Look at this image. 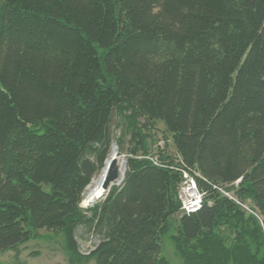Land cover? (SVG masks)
Instances as JSON below:
<instances>
[{"label": "trees", "instance_id": "16d2710c", "mask_svg": "<svg viewBox=\"0 0 264 264\" xmlns=\"http://www.w3.org/2000/svg\"><path fill=\"white\" fill-rule=\"evenodd\" d=\"M114 116L124 181L83 208ZM78 226L96 264H169L164 235L184 264H264V0H0V252L45 230L77 259Z\"/></svg>", "mask_w": 264, "mask_h": 264}, {"label": "rangeland", "instance_id": "374dc122", "mask_svg": "<svg viewBox=\"0 0 264 264\" xmlns=\"http://www.w3.org/2000/svg\"><path fill=\"white\" fill-rule=\"evenodd\" d=\"M117 120V116H114L112 125L113 142L110 147L114 144L118 149V157L121 160H126L128 136L124 138V141L120 146L116 145L115 140L119 137L121 132L120 127H117ZM158 129L159 139H162L160 133L162 129L161 124H158ZM99 171L92 178V181L97 177ZM103 197L104 192L96 201L85 206L81 205L83 201L82 199L80 206L88 208L97 201L102 200ZM74 235L78 251L80 253L79 255L82 254V248L88 249L90 247H94L100 240L96 234L83 226H78L75 229ZM161 254L168 260L169 264H184L180 257L176 254L174 244L168 235H164L161 238ZM73 258H75V256L73 257L67 249L63 233H53L45 230H39V234L36 237L31 238L29 241L18 246L16 249L0 252V264H96L94 258L88 256V254H83L81 257H77V259Z\"/></svg>", "mask_w": 264, "mask_h": 264}, {"label": "built area", "instance_id": "2783aa9c", "mask_svg": "<svg viewBox=\"0 0 264 264\" xmlns=\"http://www.w3.org/2000/svg\"><path fill=\"white\" fill-rule=\"evenodd\" d=\"M181 173H182V180H181V183L179 184L177 197L180 201L181 210L186 213H191L199 209V207L201 206L204 193L202 191H199L197 187V184L194 178L195 175H198L197 173H194L195 175H192L191 172H189L186 169H182ZM238 182L239 180L236 181V183ZM223 192L231 200H234V198H232V196L228 192L226 191H223ZM243 208L244 209L246 208L247 210H249L246 205L243 206ZM258 220L261 222L260 218ZM94 247H90L88 249L82 248L81 253L86 255L92 249H94Z\"/></svg>", "mask_w": 264, "mask_h": 264}, {"label": "bare ground", "instance_id": "6f19581e", "mask_svg": "<svg viewBox=\"0 0 264 264\" xmlns=\"http://www.w3.org/2000/svg\"><path fill=\"white\" fill-rule=\"evenodd\" d=\"M118 149L117 147L113 144L110 149L107 158L105 159L104 166L102 169L99 171L97 177L91 181V183L87 186L84 195H83V201H82V206L84 205H90L94 201H96L104 192L103 190V182L105 178V172L107 169V166L110 164L112 159H117V164L119 168L121 169V163L122 160L117 157V152Z\"/></svg>", "mask_w": 264, "mask_h": 264}, {"label": "water", "instance_id": "95a60500", "mask_svg": "<svg viewBox=\"0 0 264 264\" xmlns=\"http://www.w3.org/2000/svg\"><path fill=\"white\" fill-rule=\"evenodd\" d=\"M126 167H127L126 160H122L121 169L117 164V159L114 158L111 160L105 172V178L103 182L104 193L108 192L112 186H120L123 183L126 173Z\"/></svg>", "mask_w": 264, "mask_h": 264}]
</instances>
